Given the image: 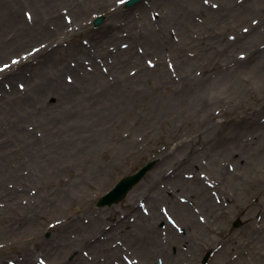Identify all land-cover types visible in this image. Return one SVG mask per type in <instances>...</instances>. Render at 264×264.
Listing matches in <instances>:
<instances>
[{
  "label": "rangeland",
  "instance_id": "obj_1",
  "mask_svg": "<svg viewBox=\"0 0 264 264\" xmlns=\"http://www.w3.org/2000/svg\"><path fill=\"white\" fill-rule=\"evenodd\" d=\"M125 1L0 0V264H264V0Z\"/></svg>",
  "mask_w": 264,
  "mask_h": 264
},
{
  "label": "water",
  "instance_id": "obj_2",
  "mask_svg": "<svg viewBox=\"0 0 264 264\" xmlns=\"http://www.w3.org/2000/svg\"><path fill=\"white\" fill-rule=\"evenodd\" d=\"M141 0H129L126 3V7H131ZM103 22V18L100 17L96 20L95 25L98 26ZM155 162H150L146 166H144L139 172L136 174L127 177L121 182L117 184V186L110 191L107 195H105L99 202L100 207H104L107 205H112L120 202L129 192V190L135 186L154 166Z\"/></svg>",
  "mask_w": 264,
  "mask_h": 264
},
{
  "label": "bare ground",
  "instance_id": "obj_3",
  "mask_svg": "<svg viewBox=\"0 0 264 264\" xmlns=\"http://www.w3.org/2000/svg\"><path fill=\"white\" fill-rule=\"evenodd\" d=\"M29 2V5H31L33 7V12L36 14V18L37 20L41 19L42 18V22L44 23L43 26L41 27L42 30L44 31H51L50 29V25H49V22H53L55 23L56 20L54 21V18L51 17V20L49 19L48 15V11H50V8L52 6V4L54 3V1L56 0H28ZM17 1L14 2V4H16ZM13 14L14 18L17 20L18 19V13H11ZM18 15V16H17ZM46 15V16H44ZM52 23V25H54ZM48 25H49V28H48ZM80 83H83V82H80ZM1 157V156H0ZM2 161V158L0 159V163ZM262 262H264V260L262 259Z\"/></svg>",
  "mask_w": 264,
  "mask_h": 264
},
{
  "label": "snow or ice",
  "instance_id": "obj_4",
  "mask_svg": "<svg viewBox=\"0 0 264 264\" xmlns=\"http://www.w3.org/2000/svg\"><path fill=\"white\" fill-rule=\"evenodd\" d=\"M119 2L123 3L124 0H119ZM28 16H29V19H30V18H31V14H28ZM255 22H256V21H254V23H255ZM244 31L247 32V29H245ZM241 58L243 59V56H242ZM12 63H13V64H16V63H19V61H17V60H13ZM149 64H151L150 61H149ZM8 68H10V65H9V64H4L3 67H0V72L5 71V70H7ZM69 81H71V77H69ZM21 88H23V85H21ZM164 211L167 212L166 209H165ZM169 219H171V217H169ZM202 219H203V217H201V220H202ZM85 255H87V253H85ZM40 264H44V261L41 260V261H40Z\"/></svg>",
  "mask_w": 264,
  "mask_h": 264
}]
</instances>
